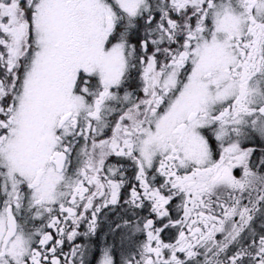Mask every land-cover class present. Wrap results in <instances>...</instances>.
Here are the masks:
<instances>
[{"label": "snow or ice", "instance_id": "6c2138e0", "mask_svg": "<svg viewBox=\"0 0 264 264\" xmlns=\"http://www.w3.org/2000/svg\"><path fill=\"white\" fill-rule=\"evenodd\" d=\"M98 249L264 264V0H0V264Z\"/></svg>", "mask_w": 264, "mask_h": 264}, {"label": "flooded vegetation", "instance_id": "af4514ba", "mask_svg": "<svg viewBox=\"0 0 264 264\" xmlns=\"http://www.w3.org/2000/svg\"><path fill=\"white\" fill-rule=\"evenodd\" d=\"M118 221L115 219L113 213H107V219H101L100 221V230H107L110 226H114ZM83 241V236H81V242ZM103 249H98L96 252V260L92 261V264H98L99 259L103 254ZM89 260H91V256H89Z\"/></svg>", "mask_w": 264, "mask_h": 264}]
</instances>
